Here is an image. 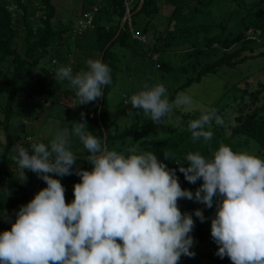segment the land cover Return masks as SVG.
Masks as SVG:
<instances>
[{
    "label": "clouds",
    "instance_id": "1",
    "mask_svg": "<svg viewBox=\"0 0 264 264\" xmlns=\"http://www.w3.org/2000/svg\"><path fill=\"white\" fill-rule=\"evenodd\" d=\"M111 72L102 60L88 58L80 71L58 67L55 79L66 81L74 91V108L104 96L105 87L112 84ZM166 92L163 84L145 85L131 95V106L155 124L174 109H193L191 95L182 92L169 100ZM213 121L222 123L209 108L189 120L192 140H211ZM72 122L58 125L47 142L11 146L17 182L24 183L31 171L46 186L20 205L14 218L0 207V219L10 223L0 231V264H179L182 256L195 255L193 216L200 222L206 219L201 209L182 213L180 199L215 209L210 235L218 257L232 264H264V158L223 143L209 156L190 152L186 164H176L187 182L202 181L193 192L181 187L176 170L156 153L139 147L127 153L109 150L89 131L83 112L79 122ZM73 137L87 152L83 161L90 170L78 166ZM6 145L5 137L0 155ZM72 174L79 182L66 203L65 187L54 177ZM9 195L0 188L3 203Z\"/></svg>",
    "mask_w": 264,
    "mask_h": 264
},
{
    "label": "trees",
    "instance_id": "2",
    "mask_svg": "<svg viewBox=\"0 0 264 264\" xmlns=\"http://www.w3.org/2000/svg\"><path fill=\"white\" fill-rule=\"evenodd\" d=\"M39 1L40 7L36 10L29 7L30 0H0V114L3 115L0 131L7 139L4 152L0 155V188L10 192L4 203L0 198V207L16 211L46 186L38 177L34 181L32 177L35 174L31 171L26 172L30 177L24 183L17 182L16 166L9 154L11 146L22 131L25 110L34 108L35 100L53 105L55 97L68 101L75 99L74 91L66 81H56L55 71L63 65L71 66L74 72L80 71L86 68L88 58L100 59L112 70V84L105 87L104 96L87 105H77L85 110L84 115L98 127L102 141L105 129L107 148L114 150V145L119 141L117 151L120 152L127 153L129 149L139 147L156 153L169 169L176 170L182 188L194 192L202 183L200 180L195 184L187 182L178 170L177 164H186L185 157L190 152L199 151L209 156L221 143L237 151L233 141L237 136L251 139L264 149V67L257 75L247 74L226 86L219 100L209 106V109H215L222 120L219 124L212 122L210 130L213 136L209 141L203 138L192 140L187 123L201 113L192 112L180 114L181 120L168 134L141 143L138 137L146 134L155 123L150 118L140 122L142 110L133 109L136 120L119 130L108 112L107 101V93L116 85L126 52L132 58L149 60L162 73L184 77V82L168 96L169 100H173L180 90L201 81L223 66L235 68L255 58L253 52L264 47V0H232L237 3L236 13H232L228 21L220 23H200L195 20L203 5L212 4L214 0H127L130 2V23L129 20H123L126 0H83L75 20L57 21V25V9L53 0ZM166 6L173 7L167 16L162 12ZM86 13L92 15L91 25L79 33L78 21L86 20ZM156 15L166 18L165 28H157L154 24ZM232 18L236 19L234 24L240 30L236 31L235 26L229 28ZM131 27L145 36V42L133 38ZM215 27H219L221 33L208 36ZM201 33L203 37L199 39ZM73 46L78 47V51H82V47L86 49L85 62L78 61L77 65L70 62L75 58ZM258 55L263 56L264 51ZM124 101L127 102L126 99ZM33 115L36 119L37 113L32 109L26 117ZM165 154L170 159H166ZM76 155L79 167L90 170L91 166L83 161L87 152H76ZM68 177L75 183L79 182L75 174ZM65 202L70 201L65 198ZM178 206L182 213L201 209L206 217L204 222H200L193 216L195 227L191 235L195 241L192 248L195 255L182 256L179 264H204V258L232 264L227 257H218L216 248L204 254L194 249L196 244L204 241L209 231L207 215L210 208L188 199H180ZM9 228L10 224L0 223V231Z\"/></svg>",
    "mask_w": 264,
    "mask_h": 264
},
{
    "label": "rangeland",
    "instance_id": "3",
    "mask_svg": "<svg viewBox=\"0 0 264 264\" xmlns=\"http://www.w3.org/2000/svg\"><path fill=\"white\" fill-rule=\"evenodd\" d=\"M53 2L55 3L57 9L55 18V23L57 25V21L66 22L68 20H75L81 11V4L83 0H53ZM203 6L204 7L202 11L195 17V20L200 23H220L224 20L228 21L230 15L232 13H236L237 10V3L236 1L232 0H214L212 4ZM29 7L31 9L36 8V10H38L40 7V1L30 0ZM172 9V6H166L163 8L162 12L167 16L170 14ZM153 22L157 28L160 29L165 28L166 26V18L160 17L159 15L154 16ZM234 23H236V19L232 18V21L229 23V28H233L235 26L236 31L240 30L237 24ZM220 33L221 29L219 27H215L208 36ZM202 37L203 33L199 34V39ZM73 47L75 49L73 51L75 55L74 57L76 59L78 58V60L73 58L70 62L74 65H77L78 61L85 62L86 49L82 47V51H78V47ZM261 51H264V47L256 49L253 52V55H256L255 58H250L237 65L235 68L223 66L215 73L204 77L201 81L194 82L185 89L180 90L178 94L183 92L193 97V109L187 112L181 109H174L173 113L168 115V117L163 120L161 124H153L150 126L148 128V132L138 137V140L141 143H144L146 140H156V138L168 134L172 128L177 126L178 121L181 120L180 114L192 112L199 113L202 109L209 108L210 105H213L217 100H219L226 86H230L234 82L242 79L247 74L257 75L258 71L264 67V55H258ZM154 58H156V55ZM155 67L149 60L138 57L132 58L127 52L122 58L120 72L117 75L116 85L107 93L108 112L115 125L118 126L119 130L124 129L136 120L134 116V110L130 103L131 95L143 90L145 85L151 87L156 84H163L167 89L166 95L168 97L174 91V89L184 82L183 76L173 77L171 73H162ZM125 99L127 102L124 101ZM53 100V105L50 103L44 104L39 100H35L34 108H27V110H25L24 125L22 126V131H20V134L14 143H22L24 146L28 147L33 141L47 142V140L51 138L58 125L67 127L73 123L72 121L79 122L81 120V113L85 112V110L80 109L78 106L73 108L72 104L74 99L68 101L67 99L61 100L55 97ZM65 105H67L66 108ZM32 109L37 113L36 119H34L35 114L29 118L26 117L28 111ZM178 110L179 112H177ZM141 116L140 122L146 121L148 118H150L148 115L144 114L143 111ZM2 118L3 115L0 114V119ZM84 119L87 122L89 131L93 132V134L99 135L98 127L94 125V123L85 115ZM3 140L4 136L0 131V144H2ZM233 141L237 146V151L248 152L264 158V149H261L259 146H257L253 140L247 139L244 136H237ZM119 143L120 142L118 141L114 145V150H117L120 147ZM72 146L75 152L84 151L83 146L79 144V141L75 137L72 138ZM9 154L12 155L11 151ZM14 169H16V167ZM26 176L27 178L30 177L28 175ZM54 178H57L61 181L62 185L65 187V198L67 201L71 202L73 199L72 189L75 181L73 179L70 180L68 175ZM32 179L34 181L37 179L36 174L34 177H32ZM14 212V210L8 209V217L14 218ZM214 212V208H210L208 211L207 225L209 226V231L206 238L204 241L199 242L194 247V249L200 254H204L213 248L217 249V245L213 242L210 235V218L214 215ZM1 222L3 224H10L4 219H0V223ZM203 263L226 264L224 260L217 262L216 260H208L207 258H204Z\"/></svg>",
    "mask_w": 264,
    "mask_h": 264
},
{
    "label": "built area",
    "instance_id": "4",
    "mask_svg": "<svg viewBox=\"0 0 264 264\" xmlns=\"http://www.w3.org/2000/svg\"><path fill=\"white\" fill-rule=\"evenodd\" d=\"M125 4H126V14L123 18V20H129V23H130V16H131V13H130V2L129 1H125ZM84 17H87L86 20H79L78 21V24H79V28H78V32L81 33L83 29H85L87 27V25H91V18H92V15L90 14H84ZM131 26V24H130ZM131 33H132V36L133 38H136L142 42H145V36L143 34H141L139 31L137 30H134L132 27H131Z\"/></svg>",
    "mask_w": 264,
    "mask_h": 264
},
{
    "label": "water",
    "instance_id": "5",
    "mask_svg": "<svg viewBox=\"0 0 264 264\" xmlns=\"http://www.w3.org/2000/svg\"><path fill=\"white\" fill-rule=\"evenodd\" d=\"M106 140H107V135L105 129L103 128V141L106 143Z\"/></svg>",
    "mask_w": 264,
    "mask_h": 264
}]
</instances>
